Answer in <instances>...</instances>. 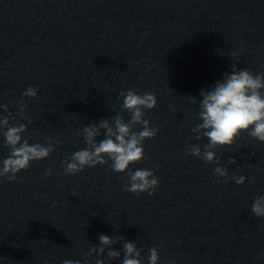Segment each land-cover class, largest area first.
Returning a JSON list of instances; mask_svg holds the SVG:
<instances>
[{"label": "water", "instance_id": "obj_1", "mask_svg": "<svg viewBox=\"0 0 264 264\" xmlns=\"http://www.w3.org/2000/svg\"><path fill=\"white\" fill-rule=\"evenodd\" d=\"M233 63L264 73V52L146 41L0 9V104L27 125L30 143L58 141L48 159L33 161L14 182L0 181V264H95L96 256L86 260L85 253L99 246L101 234L124 237L112 246L121 257H100L105 264H122L124 240L141 250L143 264L153 247L160 264H264V218L251 211L264 195V143L242 133L233 146L215 150L230 176L247 177L243 185L225 183L215 164L185 151L208 143L191 131L200 110L191 97L202 99L201 90ZM30 86L37 98L22 96ZM128 90L157 98L143 111L159 132L144 141V159L129 166L155 172L159 187L151 196L126 191L127 173H114L110 164L64 173L62 162L86 147V125L131 118L120 96ZM20 103L25 117L17 114ZM3 141L0 160L9 154Z\"/></svg>", "mask_w": 264, "mask_h": 264}, {"label": "clouds", "instance_id": "obj_2", "mask_svg": "<svg viewBox=\"0 0 264 264\" xmlns=\"http://www.w3.org/2000/svg\"><path fill=\"white\" fill-rule=\"evenodd\" d=\"M231 57L237 59L238 53L232 52ZM230 67L231 72L224 73L223 78L216 81L210 90H201L199 95L202 99L197 101L196 97H191V102L198 103L200 109L199 122L191 131L197 140L206 138L208 143L203 149L199 144L189 145L185 151L206 163L215 164L216 176L223 177L225 183L231 180L243 185L247 177L230 176L215 150L233 146L242 133L264 143V73L253 74L250 69H238L235 63ZM37 95L38 88L31 86L22 93L26 98H37ZM120 96L123 98L122 110L129 112L131 118L125 122L121 115H116L112 119L102 118L99 122L86 125L81 133L86 147L75 151L62 162L64 173L75 175L89 167L110 164L114 173H127L126 191L136 195L144 192L155 195V189L159 187L155 172L146 168L131 171L129 166L144 159V141L154 138L159 132L158 127H151L150 121L144 119L143 111L154 109L157 98L151 92L140 95L135 90L121 91ZM0 109V136L4 138L2 147L9 149L8 156L0 160V181L7 179L14 182L18 174L27 170L33 161L48 159L58 141L49 138L45 144L30 143L25 136L27 125L15 120L8 105L0 104ZM25 109L26 105L20 103L17 114L25 117ZM136 125H142V130L134 131ZM101 135L104 138L98 141ZM228 163L235 164V158L230 157ZM46 175H52L51 169ZM251 211L256 217L264 218V195L255 197ZM98 239L99 246H92L85 253L86 260L95 255V264H105V260L100 257L106 255L109 261L121 257V251L112 246L124 239L123 236L113 239L101 234ZM122 251V264H143L142 252L134 242L124 240ZM147 261L148 264H160L158 248L149 249ZM63 264H81V261L64 260Z\"/></svg>", "mask_w": 264, "mask_h": 264}]
</instances>
